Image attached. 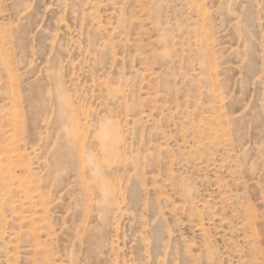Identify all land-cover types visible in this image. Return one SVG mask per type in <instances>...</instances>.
<instances>
[{
    "label": "rangeland",
    "instance_id": "1",
    "mask_svg": "<svg viewBox=\"0 0 264 264\" xmlns=\"http://www.w3.org/2000/svg\"><path fill=\"white\" fill-rule=\"evenodd\" d=\"M0 264H264V0H0Z\"/></svg>",
    "mask_w": 264,
    "mask_h": 264
}]
</instances>
